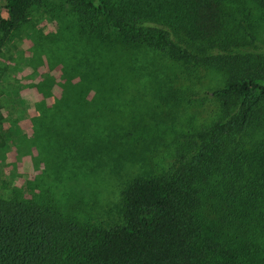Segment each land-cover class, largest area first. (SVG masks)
<instances>
[{"label": "trees", "instance_id": "16d2710c", "mask_svg": "<svg viewBox=\"0 0 264 264\" xmlns=\"http://www.w3.org/2000/svg\"><path fill=\"white\" fill-rule=\"evenodd\" d=\"M1 1L0 46L30 9L50 17L67 8L81 35L101 42L113 31L115 42L159 52L187 77L215 72L222 83L206 93L216 118L177 131L172 162L125 184L122 225L80 221L46 191L0 196V264H264V0ZM89 122L78 112L48 132H89ZM99 144L88 146L97 167L118 161Z\"/></svg>", "mask_w": 264, "mask_h": 264}, {"label": "rangeland", "instance_id": "374dc122", "mask_svg": "<svg viewBox=\"0 0 264 264\" xmlns=\"http://www.w3.org/2000/svg\"><path fill=\"white\" fill-rule=\"evenodd\" d=\"M30 10L0 46V196L46 191L80 221L122 225L125 184L152 165L172 162L177 131L216 118L217 105L206 93L221 85V76L187 77L159 52L115 42L113 31L101 42L81 35L67 8L50 17ZM0 12L6 19L1 0ZM260 29L264 45V23ZM173 90L177 100L168 94ZM78 112L90 119L89 132H48ZM91 142L99 149L111 144L118 161L104 158L97 167ZM129 152L135 157L121 159Z\"/></svg>", "mask_w": 264, "mask_h": 264}]
</instances>
